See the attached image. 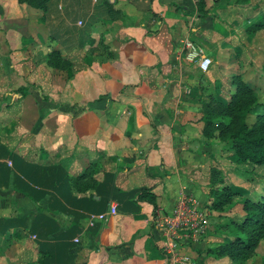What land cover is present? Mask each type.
Segmentation results:
<instances>
[{
	"label": "crops",
	"instance_id": "crops-1",
	"mask_svg": "<svg viewBox=\"0 0 264 264\" xmlns=\"http://www.w3.org/2000/svg\"><path fill=\"white\" fill-rule=\"evenodd\" d=\"M198 1L0 0V264H172L155 217L181 194L215 216L180 240L183 264H235L214 249L240 236L241 202L207 206L211 189L246 197V164L202 132L203 103L231 93L206 21L228 11Z\"/></svg>",
	"mask_w": 264,
	"mask_h": 264
},
{
	"label": "trees",
	"instance_id": "trees-1",
	"mask_svg": "<svg viewBox=\"0 0 264 264\" xmlns=\"http://www.w3.org/2000/svg\"><path fill=\"white\" fill-rule=\"evenodd\" d=\"M45 11L48 0H17ZM203 5L198 1V10ZM214 12V6L202 11L203 15ZM264 28V18L249 23L245 27L247 34H254ZM48 66L62 68L67 64L56 51L46 55ZM232 91L225 103L210 99L202 105L203 135L226 142L237 161L249 165H264V91L260 100L257 92L239 75L231 77ZM251 116H253L251 120ZM234 192L227 186L209 191L208 209L223 211L230 204ZM137 201H146L155 206V196L148 188L136 192ZM242 217L235 224V235L226 244H221L215 253L226 255L235 264H243L253 254L258 242L264 240V193L258 199L244 197L241 201ZM243 235V237H242ZM264 264V255L260 258Z\"/></svg>",
	"mask_w": 264,
	"mask_h": 264
},
{
	"label": "rangeland",
	"instance_id": "rangeland-1",
	"mask_svg": "<svg viewBox=\"0 0 264 264\" xmlns=\"http://www.w3.org/2000/svg\"><path fill=\"white\" fill-rule=\"evenodd\" d=\"M211 4L226 7L229 13L225 12L223 17L218 14L210 15V18L206 20L209 26H212L215 37H219L226 44L224 48L226 53L222 52V56L224 55L226 60L219 58V61L223 63L225 61L228 64L232 76L239 74L245 82L254 88L261 100L264 91V28L252 35L245 33L244 28L249 23L257 21L261 17L264 18V0H211ZM210 43L212 46L216 45V42ZM227 84L228 92H231L232 84L228 82ZM252 118L253 116H251V120ZM241 170L247 180L242 177L241 183L236 186L246 190V197L258 199L264 193V165L246 164V166L242 165ZM242 199L243 197H235L231 200L233 203L226 205L225 209H229L236 202H241ZM237 213L242 214L240 210ZM214 217L213 214H209L208 226H213ZM229 217L235 220L240 219L235 212L231 213ZM234 234L239 233L234 232ZM252 254L243 264H260V258L264 255L263 239L255 246Z\"/></svg>",
	"mask_w": 264,
	"mask_h": 264
},
{
	"label": "built area",
	"instance_id": "built-area-1",
	"mask_svg": "<svg viewBox=\"0 0 264 264\" xmlns=\"http://www.w3.org/2000/svg\"><path fill=\"white\" fill-rule=\"evenodd\" d=\"M209 62L208 58L200 57L199 68L205 71ZM111 213H113V209ZM208 216L207 208L197 199L187 194H181L169 212L155 217V225L162 236L160 247L172 264L185 263L186 257L180 256L177 252L180 240L183 237H194L197 233L202 232L208 224ZM98 217L106 219V215L100 214Z\"/></svg>",
	"mask_w": 264,
	"mask_h": 264
}]
</instances>
